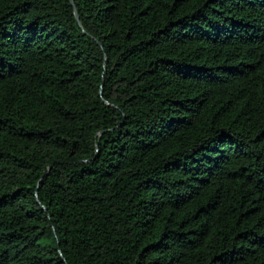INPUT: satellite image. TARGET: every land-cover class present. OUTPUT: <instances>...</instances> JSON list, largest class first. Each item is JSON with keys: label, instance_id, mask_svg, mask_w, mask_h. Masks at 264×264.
I'll list each match as a JSON object with an SVG mask.
<instances>
[{"label": "trees", "instance_id": "16d2710c", "mask_svg": "<svg viewBox=\"0 0 264 264\" xmlns=\"http://www.w3.org/2000/svg\"><path fill=\"white\" fill-rule=\"evenodd\" d=\"M0 264H264V0H0Z\"/></svg>", "mask_w": 264, "mask_h": 264}, {"label": "water", "instance_id": "95a60500", "mask_svg": "<svg viewBox=\"0 0 264 264\" xmlns=\"http://www.w3.org/2000/svg\"><path fill=\"white\" fill-rule=\"evenodd\" d=\"M76 13V12H75ZM76 15V18L78 19V16H77V14H75Z\"/></svg>", "mask_w": 264, "mask_h": 264}]
</instances>
